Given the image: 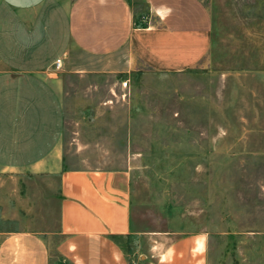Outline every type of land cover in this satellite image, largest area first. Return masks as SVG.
<instances>
[{
  "label": "rangeland",
  "instance_id": "rangeland-1",
  "mask_svg": "<svg viewBox=\"0 0 264 264\" xmlns=\"http://www.w3.org/2000/svg\"><path fill=\"white\" fill-rule=\"evenodd\" d=\"M211 41L207 69L132 71L124 48L74 46L52 68L62 168L132 172L131 264H155L184 235L200 238L205 264H264V0H212ZM56 185L0 170V235L57 229ZM58 241L50 264H73Z\"/></svg>",
  "mask_w": 264,
  "mask_h": 264
},
{
  "label": "crops",
  "instance_id": "crops-1",
  "mask_svg": "<svg viewBox=\"0 0 264 264\" xmlns=\"http://www.w3.org/2000/svg\"><path fill=\"white\" fill-rule=\"evenodd\" d=\"M211 28L212 0H0V170L57 175L59 210L53 231L3 230L0 264H50L54 238L73 264L133 262L132 172L62 168L52 68L74 46L96 56L124 48L132 71L207 69ZM199 239L173 238L155 264H205Z\"/></svg>",
  "mask_w": 264,
  "mask_h": 264
},
{
  "label": "built area",
  "instance_id": "built-area-1",
  "mask_svg": "<svg viewBox=\"0 0 264 264\" xmlns=\"http://www.w3.org/2000/svg\"><path fill=\"white\" fill-rule=\"evenodd\" d=\"M54 66L56 69H59L61 67V58H57L55 60Z\"/></svg>",
  "mask_w": 264,
  "mask_h": 264
}]
</instances>
